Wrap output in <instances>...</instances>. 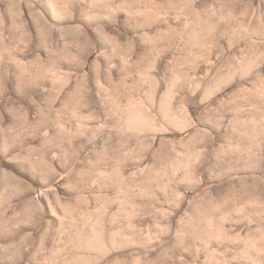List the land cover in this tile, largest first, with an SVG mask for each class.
I'll use <instances>...</instances> for the list:
<instances>
[{"label":"rangeland","instance_id":"rangeland-1","mask_svg":"<svg viewBox=\"0 0 264 264\" xmlns=\"http://www.w3.org/2000/svg\"><path fill=\"white\" fill-rule=\"evenodd\" d=\"M226 7L0 0V264H264V0Z\"/></svg>","mask_w":264,"mask_h":264},{"label":"bare ground","instance_id":"bare-ground-1","mask_svg":"<svg viewBox=\"0 0 264 264\" xmlns=\"http://www.w3.org/2000/svg\"><path fill=\"white\" fill-rule=\"evenodd\" d=\"M224 5H225V8H227V0H224ZM231 7V6H230ZM55 8V7H54ZM234 8V7H233ZM58 10V9H56ZM59 11V10H58ZM57 12V11H56ZM54 10H53V13L56 14V16H59L57 13H56ZM52 13V14H53ZM60 13V12H59ZM63 14V13H62ZM62 16V15H61ZM59 18V17H58ZM225 28V27H224ZM229 33V32H228ZM227 35V34H225ZM264 38V37H263ZM240 61V60H239ZM229 63V62H228ZM230 65V64H229ZM228 68V67H227ZM252 69V68H251ZM264 71L261 72V74L263 73ZM224 73V72H223ZM228 73V72H227ZM260 74V73H259ZM263 75V74H262ZM224 77V76H223ZM229 76H227L228 78ZM232 77V76H231ZM230 78V77H229ZM227 79V83L229 82L230 79ZM258 78V77H257ZM260 78V77H259ZM224 80H226L224 78ZM230 83V82H229ZM221 86V85H220ZM247 88V87H246ZM172 90V89H171ZM237 92V91H236ZM230 95V94H229ZM238 97V96H237ZM170 99V98H169ZM167 101V100H166ZM165 104V102H164ZM166 106V105H164ZM141 114V113H140ZM140 114H137L135 116H133V118L129 119V123H130V127L132 128H135V129H139L141 128V126L143 125H147L149 127V125L151 124V121L149 119H146V117H143L144 115H140ZM172 114V113H171ZM174 114V113H173ZM172 114V115H173ZM146 116V115H145ZM178 118V117H177ZM144 128V127H143ZM130 129V128H129ZM138 131V130H137ZM107 154V153H106ZM140 188V187H139ZM123 196V195H122ZM141 205V204H140ZM116 236V235H115ZM112 237V236H111ZM117 237V236H116ZM115 237L113 236V239ZM118 238V237H117ZM116 239V238H115ZM126 239V238H125ZM124 239V240H125ZM112 241V239H111ZM83 242V241H82ZM107 246V244H105V241L102 239V237L100 236V234L98 232H96L94 235H93V238L89 241V246L90 247H94L95 249H98L100 251L103 250L102 248H104V246ZM81 247V246H80ZM108 250V249H107ZM109 251V250H108ZM106 254V253H105Z\"/></svg>","mask_w":264,"mask_h":264}]
</instances>
